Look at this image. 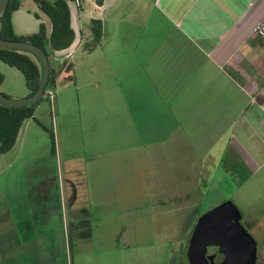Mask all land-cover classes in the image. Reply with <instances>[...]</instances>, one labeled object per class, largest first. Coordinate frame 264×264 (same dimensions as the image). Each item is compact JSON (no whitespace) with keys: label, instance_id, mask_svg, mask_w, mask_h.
<instances>
[{"label":"rangeland","instance_id":"obj_1","mask_svg":"<svg viewBox=\"0 0 264 264\" xmlns=\"http://www.w3.org/2000/svg\"><path fill=\"white\" fill-rule=\"evenodd\" d=\"M40 21L48 23V18L33 0H23L12 13L18 34L36 31ZM108 24L109 37L123 45V52L132 49L126 57L134 59V44H141L135 26ZM112 64L121 66V60ZM130 64L134 69V62ZM82 70L70 90L56 91L53 102L37 103L35 122L27 120L14 147L0 154V221L9 218L20 228L25 218H40L35 230L42 235L31 243L41 246L48 262L54 258L50 264H188L186 249L198 217L232 200L256 241V264H264V157H235L231 142L223 148L205 147L219 156L226 148L224 157L203 156V147L195 145L200 131L183 129L184 121H191L185 116L177 138L191 140V147L182 146L188 157H168V147H154L145 130L134 141H120V109L127 106L129 117L135 114L138 82L120 81L118 75L91 82L92 76ZM0 73L2 94L13 100L27 97L17 68L0 60ZM91 108L96 116L113 112L111 145L99 142L100 136L95 143L88 140L86 128L94 131ZM40 124L53 130V151ZM8 246L7 237L1 236L0 256L7 255ZM2 259L0 264L8 263ZM38 262L31 264H43Z\"/></svg>","mask_w":264,"mask_h":264},{"label":"crops","instance_id":"obj_2","mask_svg":"<svg viewBox=\"0 0 264 264\" xmlns=\"http://www.w3.org/2000/svg\"><path fill=\"white\" fill-rule=\"evenodd\" d=\"M69 7L75 39L68 48L51 52L55 89L70 90L82 67L92 76L91 82L117 75L120 81L138 82L135 114L129 117L127 106L120 109V141L128 143L145 134L152 137L154 147L166 145L168 157H188L185 149L191 147V140L185 135L177 138L182 129L179 121L185 116L191 121H184L183 129L200 131L195 145L203 147V156L224 157L226 148L219 156L205 147L223 148L231 142L235 157H264V41L252 30L264 18V0H103L100 6L94 0H71ZM92 18L102 21L99 42L89 25ZM109 22L135 26L141 44H134L137 56L131 61L126 56L132 49L123 52V45L109 37ZM93 57L99 59L97 64ZM115 59L121 60V66L112 64ZM129 62H134V69ZM94 110L95 115H90L94 131L88 126L87 138L95 143L100 136L99 142L111 145L113 112L96 116ZM35 114L34 110L23 124L35 122ZM3 219L0 237H7L9 246L0 258L6 257L7 264H50L41 246L31 243L42 235V230L38 234L35 230L40 218H25L20 228ZM63 221L67 228V219ZM18 258L23 261L18 263Z\"/></svg>","mask_w":264,"mask_h":264},{"label":"trees","instance_id":"obj_3","mask_svg":"<svg viewBox=\"0 0 264 264\" xmlns=\"http://www.w3.org/2000/svg\"><path fill=\"white\" fill-rule=\"evenodd\" d=\"M22 1L8 0L5 9L0 14V38L33 43L44 50L50 63L51 52L68 48L75 39L69 7L71 0H33L39 11L47 16L50 25L48 26L45 22L40 21L36 31L28 34H17L13 28L12 13L19 9ZM94 1L99 6L103 3V0ZM35 16L39 18L37 13ZM89 25L94 40L99 42L103 35L101 19L92 18ZM47 46H49V49H47ZM0 60L17 68L22 73L25 86L28 89L27 96L36 92L42 76V66L37 58L24 51L0 47ZM3 78V74L0 73V84ZM51 85H55V75L50 64L48 82L44 87V91ZM44 98L45 95L40 96L33 103L20 107H9L0 103V154L8 152L14 147L23 122L33 117L37 103L44 100ZM40 125L49 133L53 151L55 148L53 130L42 124Z\"/></svg>","mask_w":264,"mask_h":264},{"label":"water","instance_id":"obj_4","mask_svg":"<svg viewBox=\"0 0 264 264\" xmlns=\"http://www.w3.org/2000/svg\"><path fill=\"white\" fill-rule=\"evenodd\" d=\"M8 0H0V14ZM0 47L24 51L37 58L42 66V76L36 92L22 99L13 100L0 92V103L9 107L26 106L45 94L50 63L44 50L37 45L0 38ZM242 214L232 200H225L200 215L190 234L186 249L188 264H213L208 248L218 247L223 255L221 264H256L257 245L251 234L241 223ZM54 261V258H50Z\"/></svg>","mask_w":264,"mask_h":264},{"label":"built area","instance_id":"obj_5","mask_svg":"<svg viewBox=\"0 0 264 264\" xmlns=\"http://www.w3.org/2000/svg\"><path fill=\"white\" fill-rule=\"evenodd\" d=\"M75 2L78 3L79 0H75ZM252 30L261 38L262 41H264V18L256 21ZM44 92V95L49 99V101L53 102L56 92L55 85L49 86Z\"/></svg>","mask_w":264,"mask_h":264},{"label":"flooded vegetation","instance_id":"obj_6","mask_svg":"<svg viewBox=\"0 0 264 264\" xmlns=\"http://www.w3.org/2000/svg\"><path fill=\"white\" fill-rule=\"evenodd\" d=\"M207 255H212V262L213 264H221V261L223 260V255L219 253L218 247L212 246L208 248Z\"/></svg>","mask_w":264,"mask_h":264}]
</instances>
